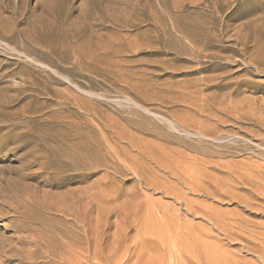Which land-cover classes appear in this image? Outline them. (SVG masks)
I'll use <instances>...</instances> for the list:
<instances>
[{"label":"rangeland","instance_id":"obj_1","mask_svg":"<svg viewBox=\"0 0 264 264\" xmlns=\"http://www.w3.org/2000/svg\"><path fill=\"white\" fill-rule=\"evenodd\" d=\"M199 236L264 264V0H0V264Z\"/></svg>","mask_w":264,"mask_h":264},{"label":"bare ground","instance_id":"obj_2","mask_svg":"<svg viewBox=\"0 0 264 264\" xmlns=\"http://www.w3.org/2000/svg\"><path fill=\"white\" fill-rule=\"evenodd\" d=\"M192 239L193 240H189V239L182 240V243H180L179 239H178V242H179L178 244L181 246V248L179 247L180 248L179 249L177 246L175 253H177L178 249L179 250H178V254H176L175 256H172V257H174L173 258L174 260H171L170 262H168L166 259V261L160 262L158 264H245L244 260L239 258L238 255L222 251L220 248H218V244L215 242H210L209 240L202 238V236H201V238L199 236V237H194ZM245 239H246L245 240L246 241L245 247L247 248V250H251L252 252H254V254L257 255L258 259L261 262H264V246H262L261 248H258L255 245L256 241L254 243V241L251 240L252 238L245 237ZM169 240H167V241H169ZM171 242H173L175 244L177 241L174 242L171 240ZM170 243H168V244H170ZM172 245L173 244H171V246ZM175 246H173V247H175ZM169 252H170V250H169ZM169 255H171V254L169 253ZM62 256H63V261L69 262V259L65 258L67 256L66 254H65V256L64 255H62ZM67 257H70V256H67ZM61 264H64V263H61ZM250 264H253V263H250Z\"/></svg>","mask_w":264,"mask_h":264}]
</instances>
